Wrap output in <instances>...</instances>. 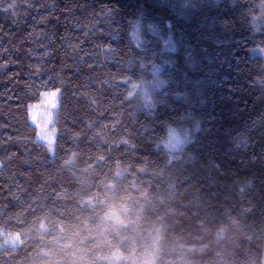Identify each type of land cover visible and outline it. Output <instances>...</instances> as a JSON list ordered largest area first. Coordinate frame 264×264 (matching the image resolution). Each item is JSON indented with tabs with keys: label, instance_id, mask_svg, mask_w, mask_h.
Segmentation results:
<instances>
[{
	"label": "trees",
	"instance_id": "1",
	"mask_svg": "<svg viewBox=\"0 0 264 264\" xmlns=\"http://www.w3.org/2000/svg\"><path fill=\"white\" fill-rule=\"evenodd\" d=\"M262 6L0 0V230L19 236L0 264H109L155 225L162 264L186 247L187 264H264ZM53 91L51 149L31 108ZM169 125L189 136L176 152Z\"/></svg>",
	"mask_w": 264,
	"mask_h": 264
},
{
	"label": "clouds",
	"instance_id": "2",
	"mask_svg": "<svg viewBox=\"0 0 264 264\" xmlns=\"http://www.w3.org/2000/svg\"><path fill=\"white\" fill-rule=\"evenodd\" d=\"M260 10L264 14V6L260 7ZM131 35L136 37L135 32H132ZM143 99L146 103L148 102L147 96L143 97ZM188 140L189 136L186 130L169 125L164 135L160 138L159 145L165 152H176L181 150ZM125 211L126 209L123 206H110L104 214V220L112 225L114 231H118L120 228L128 226L129 221L122 215V212ZM224 235L225 233L221 230L216 238L221 239ZM164 243L165 234L163 227L160 225L152 226L143 232L142 239L130 241L126 252L116 253L109 264H162L165 257ZM192 251H195V249L186 247L183 250L185 254L179 256L175 264H187L191 259L187 253Z\"/></svg>",
	"mask_w": 264,
	"mask_h": 264
},
{
	"label": "rangeland",
	"instance_id": "3",
	"mask_svg": "<svg viewBox=\"0 0 264 264\" xmlns=\"http://www.w3.org/2000/svg\"><path fill=\"white\" fill-rule=\"evenodd\" d=\"M256 19L258 21L263 18L257 17ZM262 24H264V22ZM261 55L264 57V48L261 49ZM59 95L60 91L45 93L42 100L39 103L34 104L31 108L32 124L39 129L40 137H44L42 140L45 142L50 140L52 144L55 141V117L59 107ZM143 96H149V90L147 87H143ZM18 244L19 236L17 234L0 230L1 246H16Z\"/></svg>",
	"mask_w": 264,
	"mask_h": 264
},
{
	"label": "snow or ice",
	"instance_id": "4",
	"mask_svg": "<svg viewBox=\"0 0 264 264\" xmlns=\"http://www.w3.org/2000/svg\"><path fill=\"white\" fill-rule=\"evenodd\" d=\"M40 139H44V137H40ZM46 143L48 144L49 148H51L52 142L50 140H47Z\"/></svg>",
	"mask_w": 264,
	"mask_h": 264
}]
</instances>
